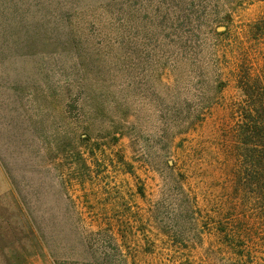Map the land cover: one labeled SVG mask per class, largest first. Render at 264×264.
Returning <instances> with one entry per match:
<instances>
[{
	"label": "rangeland",
	"instance_id": "rangeland-1",
	"mask_svg": "<svg viewBox=\"0 0 264 264\" xmlns=\"http://www.w3.org/2000/svg\"><path fill=\"white\" fill-rule=\"evenodd\" d=\"M263 26L264 0H0V264H264L228 136Z\"/></svg>",
	"mask_w": 264,
	"mask_h": 264
},
{
	"label": "trees",
	"instance_id": "trees-1",
	"mask_svg": "<svg viewBox=\"0 0 264 264\" xmlns=\"http://www.w3.org/2000/svg\"><path fill=\"white\" fill-rule=\"evenodd\" d=\"M233 57L241 97L232 108L228 136L239 162L237 171L246 176L245 189L252 190L253 199L264 201V56L255 63L240 45Z\"/></svg>",
	"mask_w": 264,
	"mask_h": 264
}]
</instances>
